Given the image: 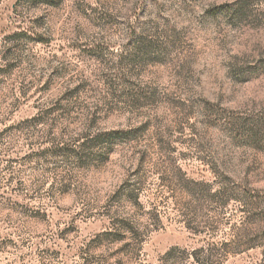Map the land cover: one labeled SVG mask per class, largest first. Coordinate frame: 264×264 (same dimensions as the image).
<instances>
[{
    "label": "rangeland",
    "instance_id": "obj_1",
    "mask_svg": "<svg viewBox=\"0 0 264 264\" xmlns=\"http://www.w3.org/2000/svg\"><path fill=\"white\" fill-rule=\"evenodd\" d=\"M0 264H264V0H0Z\"/></svg>",
    "mask_w": 264,
    "mask_h": 264
},
{
    "label": "trees",
    "instance_id": "obj_2",
    "mask_svg": "<svg viewBox=\"0 0 264 264\" xmlns=\"http://www.w3.org/2000/svg\"><path fill=\"white\" fill-rule=\"evenodd\" d=\"M115 132H105L103 133L101 136L104 137V140L100 138L99 134L96 136V139H98L100 142V145H104L103 143L106 142V140L108 139V137L111 135H113Z\"/></svg>",
    "mask_w": 264,
    "mask_h": 264
}]
</instances>
